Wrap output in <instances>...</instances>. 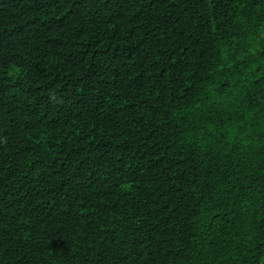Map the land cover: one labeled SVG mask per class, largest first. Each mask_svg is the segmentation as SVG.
<instances>
[{"label":"trees","instance_id":"1","mask_svg":"<svg viewBox=\"0 0 264 264\" xmlns=\"http://www.w3.org/2000/svg\"><path fill=\"white\" fill-rule=\"evenodd\" d=\"M0 264H264V0H0Z\"/></svg>","mask_w":264,"mask_h":264}]
</instances>
